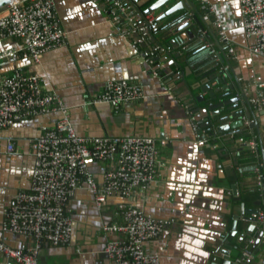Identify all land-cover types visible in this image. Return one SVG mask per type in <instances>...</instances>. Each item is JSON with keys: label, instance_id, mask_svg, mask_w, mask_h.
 Masks as SVG:
<instances>
[{"label": "crops", "instance_id": "crops-1", "mask_svg": "<svg viewBox=\"0 0 264 264\" xmlns=\"http://www.w3.org/2000/svg\"><path fill=\"white\" fill-rule=\"evenodd\" d=\"M122 1L135 19L144 22L147 17L155 20L157 15L179 0H168L156 13L148 16L133 9L127 0ZM192 1L203 21L182 9L165 18L162 25V21L157 26L154 23L155 30L150 31L148 38L133 46L134 39L117 31L104 0H55V13L67 34L66 42L45 51L38 63L22 57L0 59V76L10 74L17 67L37 74L43 90L55 91L66 104L72 125L80 135H148L155 138L158 144L155 178L138 190L131 200L145 213L170 221L159 237L144 244L147 252L159 255L161 264H220V250L226 243L232 246L229 253L236 262L246 239L251 237L255 238L251 246L255 257L251 263L240 264H260L264 244L257 239L256 226L244 218L247 214H243L241 203L245 208L254 206L244 200L237 202L232 189L236 185L241 197L255 189L254 167L247 170L234 163L239 153L247 149L246 146L239 148L246 144L250 135L235 137V129L225 127L229 120L222 119L240 109L241 105L231 110L227 106L221 109V120L215 121L220 130L215 137L202 142L195 136L194 123L198 127L205 123V102L197 103L193 99V94H200L195 88L200 77L193 74L192 63L188 64L181 56V48L191 41L188 52L208 63L211 57L207 43L210 41L204 42L202 38L203 41H195L194 35L188 36L186 31L201 25L214 48L221 50L209 30L218 41L212 17L206 15L197 0ZM211 1L229 7L231 25L228 36L236 54V59H230V62L239 81L254 93V81L264 82V58L248 50L253 39L246 37L236 25L239 1ZM188 17L189 28L180 30V25ZM171 20L174 21L171 23ZM124 21V25L128 24L127 20ZM174 39L177 46L169 44ZM157 44L160 49L154 50ZM21 47L20 40L16 38L0 39V53L4 50L19 52ZM203 48L202 57L205 59L197 55ZM220 65L226 66L219 60ZM154 71L158 75H154ZM117 79L141 83L144 97L125 103L117 110L108 103L91 102L103 90L107 80ZM232 80L228 78V82ZM204 97L208 98V94L204 93ZM253 112L260 138L257 129L253 128V131L259 149L264 150V110L253 108ZM59 116L58 112L39 115L16 121L0 130V225L4 209L17 190L29 188L34 166L32 140L39 135L41 125L53 124ZM9 142L13 143V152L7 150ZM97 180H101L99 172ZM123 200L119 196H110L103 209L98 210L87 187L76 190L68 202L73 218L71 244H46L38 254V263L109 264L103 250L106 241L112 237L103 230V226L120 221L117 205ZM5 241L19 248L34 243L31 237L10 232L5 234ZM4 263L0 253V264Z\"/></svg>", "mask_w": 264, "mask_h": 264}, {"label": "built area", "instance_id": "built-area-1", "mask_svg": "<svg viewBox=\"0 0 264 264\" xmlns=\"http://www.w3.org/2000/svg\"><path fill=\"white\" fill-rule=\"evenodd\" d=\"M104 1L108 4L107 12L116 23L117 31L134 39L133 46L148 38L154 19L147 17L144 22H139L122 0ZM197 1L206 15L212 17L218 42L226 50V55L231 60L236 59L232 40L228 36L231 25L228 5L211 0ZM238 1L239 19L236 25L246 37L253 39L248 50L264 58V0ZM124 20L128 24L124 25ZM189 21L190 17L186 19V22ZM195 34L202 39L208 36L201 25L196 26ZM66 35L55 13V0L11 1L0 13V39L16 38L22 47L19 52L2 51L0 59L22 57L38 63L45 51L63 45ZM207 47L212 56L220 60V52L211 42L207 43ZM159 49L154 47V50ZM153 74L158 75V72ZM254 86V93L246 87L248 101L254 109L264 110V82L254 81ZM143 97L141 83L117 79L107 80L103 90L91 102L108 103L117 110L121 105ZM52 112H58L60 116L53 124L41 125L39 135L31 142L34 166L29 188L17 190L3 212L0 253L5 259L4 264H39L38 254L46 244L70 245L73 218L68 202L81 187H87L92 192L98 210L103 209L110 196L124 198L117 205L120 221L103 226V230L112 237L106 241L103 250L109 264H161L159 255L147 252L144 244L159 237L170 221L145 213L131 200L138 190L148 186L155 178L158 152L155 138L148 135H80L72 125L66 104L55 91L43 90L37 74L17 67L10 74L0 76V130L16 121ZM194 131L199 141L212 139L205 128L195 123ZM245 146L257 158L253 174L260 204L255 206L256 213L251 216L257 228V239L264 244V158H261L255 134L250 133ZM7 150L13 152L12 142L8 143ZM262 152L264 154V150ZM235 195H239L238 190ZM8 232L31 237L34 243L26 248L11 246L5 241ZM254 243L255 238L246 239L236 263L253 261L255 256L251 246ZM260 264H264V255Z\"/></svg>", "mask_w": 264, "mask_h": 264}, {"label": "water", "instance_id": "water-1", "mask_svg": "<svg viewBox=\"0 0 264 264\" xmlns=\"http://www.w3.org/2000/svg\"><path fill=\"white\" fill-rule=\"evenodd\" d=\"M14 0H0V13L5 11L7 4ZM128 3H131V7L135 9L136 11H140L143 15L148 16L150 14L156 13L160 7L167 2L168 0H154L144 8L143 5L148 1L145 0H127ZM142 8V9H141ZM185 9L188 12H192L194 14L195 18H199L203 21V17L201 13L198 11L196 5L193 3L192 0H179L178 2L171 5L167 10H165L162 14H159L156 16L154 23L157 26V23L162 21L160 25L163 24V20L168 17H172L175 13L179 12L180 10ZM174 19V18H173ZM174 20H171V23ZM189 22H183V24L180 25V30L184 27H188ZM189 28V27H188ZM178 29V30H179ZM196 26L190 27L186 31V35L192 36L195 34ZM210 33L212 37L215 39L217 44L219 45V49L221 50L219 59L221 64H226V66H221L218 68H215L214 71L206 76L200 77L197 81V86L195 88H198L200 91V94H193V99L195 102H205V111H206V118L205 123L201 124V127L206 128V130L209 132V136L215 137L218 133V130L220 128L216 126V122L218 120H221L219 113L221 109L224 106H227L228 109H234L237 108L239 105H241V108L232 111L230 115L224 116L223 120H229V124H227L225 127L229 129H235L234 133L241 134L244 132V135H250L254 134L253 128L257 129V135L260 138L259 131H258V121L254 117L253 107L248 101V97L246 96V87L243 86V84L239 81L237 74L234 71V68L232 66V63L230 62L229 57L224 52V49L222 46L218 43L217 38L215 37V34L211 31L209 28ZM169 44H174L177 46L176 40H171ZM158 46V44H157ZM174 55V54H173ZM177 56L174 55V57ZM224 67V68H223ZM188 69V68H185ZM228 78H233L231 82H228ZM217 85L216 88L212 87L213 85ZM220 91H223L221 94ZM204 93L208 94V98L204 97ZM226 96H230L229 98H225ZM245 114V116H244ZM218 115V118H217ZM244 117L246 121L248 122L246 124V121L244 120ZM217 120V121H216ZM216 121V122H215ZM250 130V131H248ZM242 136V134H241ZM239 149H242L245 144H241ZM259 152L261 154V158H264V154L262 150L259 149ZM235 159V157H234ZM234 163L237 164L238 160H234ZM233 191L235 192L237 190L236 185L232 186ZM240 196H236V200H240ZM260 201H256L254 203V207L252 208H245L244 203H241L243 214H247L244 218L247 221L254 222V218L251 216L252 214L256 213L255 206L259 205ZM233 224L235 225V221H233ZM233 225V227H234ZM252 228V225L250 226ZM232 249V246L230 244H223L221 248L222 253V259L220 264H240L236 263L235 260H232L230 257V250Z\"/></svg>", "mask_w": 264, "mask_h": 264}, {"label": "trees", "instance_id": "trees-1", "mask_svg": "<svg viewBox=\"0 0 264 264\" xmlns=\"http://www.w3.org/2000/svg\"><path fill=\"white\" fill-rule=\"evenodd\" d=\"M153 1L154 0H148L143 5L142 8H144L145 6H147L148 4H150ZM155 27L156 26L151 27L150 31L155 30ZM194 39H195V41L196 40H198V41H201L202 40L200 38V36L199 35H196V34H194ZM203 40H204V42L208 40V41H210L212 43V40H211V38H210L209 35L207 36V38H205ZM190 47H191V41H189V44H186V45H184L181 48V50H182L181 51V56H183L186 59V61L188 62V64H191L192 63L193 74L195 76H197V77L206 76V75L212 73L215 68H218L219 67V60H216L212 56V53L211 52H209L211 58H210L209 62L207 63V61L204 62L201 59H198V56H196L195 54H190V52H188L190 50ZM203 51H205V48H203V50L199 51L201 54H197V55H200L201 58H204L205 59L204 56L202 57V55L204 54ZM209 51H210V49H209ZM241 134H242V136H244V132H242ZM241 134L235 133L234 135H235V137H238ZM256 160H257V158H256L255 154L252 153L250 150L245 149V150H243V151H241L239 153L237 165H240L241 164V167L242 168H245L246 167L245 169L252 170V168L256 164ZM235 174H236V172L234 171V175ZM240 198H241L240 200H244V201L245 200H249L252 203V205L254 206V203L259 198V193L257 192L256 188L255 189L252 188L249 191L248 195H245L243 197H241V195H240ZM240 200H237V202H239Z\"/></svg>", "mask_w": 264, "mask_h": 264}, {"label": "rangeland", "instance_id": "rangeland-1", "mask_svg": "<svg viewBox=\"0 0 264 264\" xmlns=\"http://www.w3.org/2000/svg\"><path fill=\"white\" fill-rule=\"evenodd\" d=\"M249 205L252 204L249 200H245Z\"/></svg>", "mask_w": 264, "mask_h": 264}, {"label": "bare ground", "instance_id": "bare-ground-1", "mask_svg": "<svg viewBox=\"0 0 264 264\" xmlns=\"http://www.w3.org/2000/svg\"><path fill=\"white\" fill-rule=\"evenodd\" d=\"M9 152V151H8Z\"/></svg>", "mask_w": 264, "mask_h": 264}]
</instances>
